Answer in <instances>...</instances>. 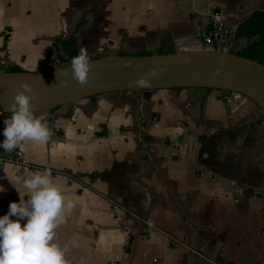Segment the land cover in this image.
<instances>
[{"label":"crops","instance_id":"crops-1","mask_svg":"<svg viewBox=\"0 0 264 264\" xmlns=\"http://www.w3.org/2000/svg\"><path fill=\"white\" fill-rule=\"evenodd\" d=\"M263 10L264 0H0V69L58 67L56 42L75 31L89 59L202 50L210 12L236 31ZM35 114L50 139L21 144L27 168L4 166L0 215L17 191L26 198L14 176L49 170L73 202L53 240L76 241L70 264H264V114L245 97L118 92Z\"/></svg>","mask_w":264,"mask_h":264},{"label":"water","instance_id":"water-1","mask_svg":"<svg viewBox=\"0 0 264 264\" xmlns=\"http://www.w3.org/2000/svg\"><path fill=\"white\" fill-rule=\"evenodd\" d=\"M69 66L19 73L0 69V112H9L13 96L22 91L21 84H26L31 89L34 112L109 93L214 89L241 95L264 114V65L230 52L202 49L94 58L83 85L72 79Z\"/></svg>","mask_w":264,"mask_h":264},{"label":"clouds","instance_id":"clouds-1","mask_svg":"<svg viewBox=\"0 0 264 264\" xmlns=\"http://www.w3.org/2000/svg\"><path fill=\"white\" fill-rule=\"evenodd\" d=\"M71 77L78 84H85L90 71V59L85 49L70 60ZM140 83H143L142 81ZM8 106L10 116L3 120L0 130V149L11 153L24 141L44 144L49 141L51 130L43 115L33 110L31 89L21 84ZM9 183L17 191L27 190L18 202L10 201L7 212L0 215V264H70L66 254L76 241L63 245L53 242L55 230L65 222L73 208L63 187L51 176L49 170L30 172L14 176ZM5 189L0 186V193ZM79 264H84L81 260Z\"/></svg>","mask_w":264,"mask_h":264},{"label":"trees","instance_id":"trees-1","mask_svg":"<svg viewBox=\"0 0 264 264\" xmlns=\"http://www.w3.org/2000/svg\"><path fill=\"white\" fill-rule=\"evenodd\" d=\"M76 31L66 40H58L56 43L60 45L61 55L57 58L58 66H66L70 64L72 57L78 54L76 49ZM246 38L249 40L247 44L235 55L254 60L264 65V10L252 13L245 21H243L234 33V40ZM147 56L148 54L141 53ZM10 73H19V69L15 66L7 68ZM94 100L95 97H90ZM57 109V108H55Z\"/></svg>","mask_w":264,"mask_h":264},{"label":"built area","instance_id":"built-area-1","mask_svg":"<svg viewBox=\"0 0 264 264\" xmlns=\"http://www.w3.org/2000/svg\"><path fill=\"white\" fill-rule=\"evenodd\" d=\"M209 29L202 39V49L230 52L234 43V27L223 20H219L215 12H210L208 15ZM10 116V112H0V130L4 128L3 120ZM3 140V136H0ZM5 165H10L16 168H27L28 162L20 146L14 149L11 153L4 152L0 149V176Z\"/></svg>","mask_w":264,"mask_h":264},{"label":"rangeland","instance_id":"rangeland-1","mask_svg":"<svg viewBox=\"0 0 264 264\" xmlns=\"http://www.w3.org/2000/svg\"><path fill=\"white\" fill-rule=\"evenodd\" d=\"M240 51V48H239V46L238 47H233V49H231L230 50V53H237V52H239ZM56 66L54 65V68H55Z\"/></svg>","mask_w":264,"mask_h":264}]
</instances>
